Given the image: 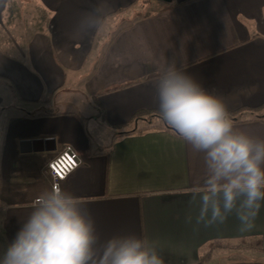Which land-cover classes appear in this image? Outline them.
<instances>
[{
	"label": "crops",
	"instance_id": "0c3cea01",
	"mask_svg": "<svg viewBox=\"0 0 264 264\" xmlns=\"http://www.w3.org/2000/svg\"><path fill=\"white\" fill-rule=\"evenodd\" d=\"M97 3L102 27L78 33V19ZM170 4L153 1L137 16L138 0H0V249L51 186L48 162L71 144L82 163L62 187L86 202L102 238H146L165 264H216L236 254L248 259L225 264H264V202L249 231L234 216L196 226L185 193L202 176L201 159L165 130L134 133L161 125L136 116L158 110L154 82L175 63L228 111L260 108L234 125L264 137V0ZM122 13L125 21L102 30Z\"/></svg>",
	"mask_w": 264,
	"mask_h": 264
},
{
	"label": "clouds",
	"instance_id": "9594fccd",
	"mask_svg": "<svg viewBox=\"0 0 264 264\" xmlns=\"http://www.w3.org/2000/svg\"><path fill=\"white\" fill-rule=\"evenodd\" d=\"M104 18L97 3L76 31L94 33ZM154 89L161 119L202 161V176L185 193L195 205V225L213 228L234 216L241 231L251 230L264 202V137L237 128L224 100L175 63L163 66ZM85 204L59 184L43 190L0 249V264H165L146 238H102ZM192 221L189 215L186 222Z\"/></svg>",
	"mask_w": 264,
	"mask_h": 264
},
{
	"label": "built area",
	"instance_id": "2783aa9c",
	"mask_svg": "<svg viewBox=\"0 0 264 264\" xmlns=\"http://www.w3.org/2000/svg\"><path fill=\"white\" fill-rule=\"evenodd\" d=\"M82 163L78 151L71 144H66L62 150L47 164V170L51 177V186L62 183L72 174Z\"/></svg>",
	"mask_w": 264,
	"mask_h": 264
},
{
	"label": "trees",
	"instance_id": "16d2710c",
	"mask_svg": "<svg viewBox=\"0 0 264 264\" xmlns=\"http://www.w3.org/2000/svg\"><path fill=\"white\" fill-rule=\"evenodd\" d=\"M151 1L150 0H145V4H149ZM172 6V3L170 5H168L165 9L169 8ZM144 15L143 13H139L137 14V16H141ZM135 84V82H130V83H126V84H122V85H118V86H113L110 87L106 90H104L103 92L97 94V96L102 95L104 93H108V92H113V91H117L126 87H129L131 85ZM260 110V108H239L237 110H233V111H228L231 120L233 121V123H240V122H244V121H249V120H253L255 118H251V119H247L245 118L246 115H254L255 113H257ZM136 117L139 118H159L161 120V125L158 124H149L147 127H142L139 128L137 130L134 131V133H138L141 131H145V130H149V129H162L165 130L173 135H176L174 133L173 130H171L166 124L165 122L161 119L160 115H159V111L158 110H146V111H141L137 114ZM262 119H264V116L262 115ZM131 134V133H130ZM177 136V135H176Z\"/></svg>",
	"mask_w": 264,
	"mask_h": 264
},
{
	"label": "rangeland",
	"instance_id": "374dc122",
	"mask_svg": "<svg viewBox=\"0 0 264 264\" xmlns=\"http://www.w3.org/2000/svg\"><path fill=\"white\" fill-rule=\"evenodd\" d=\"M151 2L149 3V4H145V0H138V2H139V7L138 8H142V13L143 14H146L147 13V11H151L150 10V4H152V2L153 1H155V3L156 2H161V1H159V0H150ZM152 9V8H151ZM124 15L125 14H121V16L119 17V18H114V17H110V18H108V20H107V22H106V25L104 26V29H102V30H106L107 29V27H112L113 26V24L116 22V23H118L120 20H126L125 19V17H124ZM118 21V22H117ZM101 30V31H102ZM105 33L106 32H104V35H105ZM50 110H53V111H59V109H60V106H59V104H54L53 106H51L50 108H49ZM246 259H248V257L247 256H245V255H241V254H236V255H233V256H231L229 259H226V260H223L222 262L220 261V260H215L214 262L216 263V264H225L227 261H231V262H237V261H243V260H246Z\"/></svg>",
	"mask_w": 264,
	"mask_h": 264
},
{
	"label": "water",
	"instance_id": "95a60500",
	"mask_svg": "<svg viewBox=\"0 0 264 264\" xmlns=\"http://www.w3.org/2000/svg\"><path fill=\"white\" fill-rule=\"evenodd\" d=\"M159 1L170 4V3H172L173 0H159Z\"/></svg>",
	"mask_w": 264,
	"mask_h": 264
}]
</instances>
